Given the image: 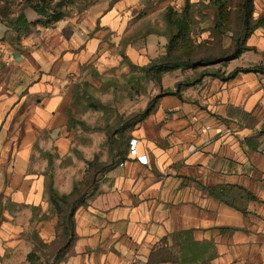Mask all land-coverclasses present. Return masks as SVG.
<instances>
[{
	"label": "crops",
	"instance_id": "1",
	"mask_svg": "<svg viewBox=\"0 0 264 264\" xmlns=\"http://www.w3.org/2000/svg\"><path fill=\"white\" fill-rule=\"evenodd\" d=\"M152 1L91 0L81 14L45 25L24 8L26 0H0V264H264L259 73L227 82L206 77L184 91L185 101L163 96L133 132L137 154L103 173L76 210L71 240L53 221L49 185L72 193L90 159L70 126L78 80L92 65L112 69L125 55L143 66L165 52L161 32L131 36L136 7ZM185 2L165 0L162 8ZM255 5L261 10L264 0ZM21 12L30 22L26 31L14 28ZM149 35L158 37L156 48H149ZM248 45L264 52V26ZM249 52L223 70L245 66ZM6 63L13 66L7 85ZM174 73L181 75L172 89L192 75ZM171 253L176 261L164 258Z\"/></svg>",
	"mask_w": 264,
	"mask_h": 264
},
{
	"label": "trees",
	"instance_id": "2",
	"mask_svg": "<svg viewBox=\"0 0 264 264\" xmlns=\"http://www.w3.org/2000/svg\"><path fill=\"white\" fill-rule=\"evenodd\" d=\"M77 1L26 0L24 8H33L42 16L41 22L50 25L63 19L67 15V8L76 4ZM86 1L91 4V0ZM211 12L214 13L213 16ZM254 12L255 0H186L181 9L168 6L164 10L165 30L161 33L167 38V44L163 54L150 59L149 63L143 66L133 63L124 55V59L130 66L141 73L139 77L129 78V83H132L131 89L141 94L138 88L141 87L142 82H145L146 85L149 83L159 85L161 92L151 99L143 111L121 117L116 122L115 128L108 130V145L112 154L110 162L101 164L97 160L89 161L84 180L75 184L70 194H61L52 183L49 185L50 202L60 216L58 225L62 230V238L71 240L76 210L86 204V200L91 196L93 188L103 173L118 162L123 163L128 159L133 132L157 110L163 96L175 95L185 101L184 91L202 83L206 77L227 82L239 73L254 72L264 75L262 65L236 67L229 73L223 70L230 61L255 49L248 45V39L259 27L264 26V17L256 19ZM207 20L210 24L202 26ZM29 24L25 13L21 12L14 22V28L26 31ZM207 33H209L208 37L203 36ZM227 39L230 40L229 44L226 43ZM177 70L184 72L190 70L192 75L178 81L174 89H162L164 75ZM146 90L147 87L143 92ZM118 138L122 141H118ZM253 141V139L246 140L249 145L256 148ZM181 251L183 255V250ZM164 258L176 261L178 256L171 253V256H164ZM153 260L148 261L147 264H151Z\"/></svg>",
	"mask_w": 264,
	"mask_h": 264
},
{
	"label": "rangeland",
	"instance_id": "3",
	"mask_svg": "<svg viewBox=\"0 0 264 264\" xmlns=\"http://www.w3.org/2000/svg\"><path fill=\"white\" fill-rule=\"evenodd\" d=\"M76 4L70 5L66 13L67 15L81 14L85 9L92 6L86 0ZM77 1V2H78ZM165 0H153L140 8L137 6V12L134 15V27L131 31L132 39H136L137 33L144 32H164V11L163 3ZM197 1V0H194ZM256 4V0H255ZM213 12L211 15L213 16ZM254 17H264V7L259 11L256 9ZM208 20L202 24L209 25ZM128 36V35H127ZM143 36H146L144 34ZM203 36L208 37L209 33ZM142 37V36H141ZM158 37L156 35H149V48H156L158 45ZM146 41V40H144ZM165 42V39L162 38ZM230 40L227 39L226 43L229 44ZM124 48H116V52L122 53ZM154 55L156 52L151 51ZM258 60V61H257ZM257 61V63H256ZM242 62L245 66L250 67L255 65L264 66V52L250 51L243 57ZM231 64V61L229 62ZM228 63V64H229ZM228 64L226 66H228ZM107 66L92 65L87 68L83 77L79 78L76 88L74 89L73 101L70 107V126L73 129V135L82 146V152L88 164L91 160H97L101 164H107L111 161L112 154L108 141V130L114 129L116 122L121 117H126L131 114H136L143 111L147 104L161 92L159 85L154 83L142 82L141 87L138 88V94L134 89H131L132 83H129L131 76L139 77L141 73L133 69L126 60H122L115 68H107ZM226 68V67H225ZM13 71V66L9 63L5 64V83L6 85L11 82L9 73ZM190 71V70H189ZM179 73H166L163 78L162 89H172L175 82V77ZM188 75H184L187 77ZM147 87L146 92H143ZM7 89V88H6ZM264 129V127H263ZM118 141L122 139L118 138ZM87 171V170H86ZM53 221L60 222V216L56 210L52 212Z\"/></svg>",
	"mask_w": 264,
	"mask_h": 264
},
{
	"label": "built area",
	"instance_id": "4",
	"mask_svg": "<svg viewBox=\"0 0 264 264\" xmlns=\"http://www.w3.org/2000/svg\"><path fill=\"white\" fill-rule=\"evenodd\" d=\"M136 146H137V140L136 139H132L131 140V154H137ZM137 158L139 159L140 162L147 163L146 156L137 155ZM133 264H145V262L142 261L141 259H137V260H135L133 262Z\"/></svg>",
	"mask_w": 264,
	"mask_h": 264
}]
</instances>
